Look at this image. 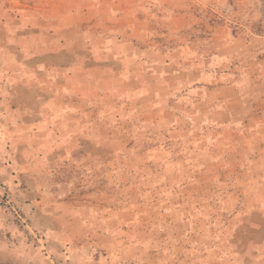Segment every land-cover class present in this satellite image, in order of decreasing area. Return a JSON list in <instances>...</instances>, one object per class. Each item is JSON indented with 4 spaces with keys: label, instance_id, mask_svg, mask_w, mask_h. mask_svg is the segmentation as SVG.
Segmentation results:
<instances>
[{
    "label": "rangeland",
    "instance_id": "rangeland-1",
    "mask_svg": "<svg viewBox=\"0 0 264 264\" xmlns=\"http://www.w3.org/2000/svg\"><path fill=\"white\" fill-rule=\"evenodd\" d=\"M22 7L70 11V66L30 63ZM0 19V259L264 264V0H0Z\"/></svg>",
    "mask_w": 264,
    "mask_h": 264
},
{
    "label": "crops",
    "instance_id": "crops-1",
    "mask_svg": "<svg viewBox=\"0 0 264 264\" xmlns=\"http://www.w3.org/2000/svg\"><path fill=\"white\" fill-rule=\"evenodd\" d=\"M2 6L6 10L11 8L7 4H3ZM17 9V12L15 13L16 16L20 15L19 18H16L19 21L18 23L21 24V31L20 33L15 32V36L21 39V46H23V49L21 50L29 48L33 51L41 53L40 56H43L42 58L31 59L30 63L37 66L40 65L42 61H46V63H48L49 58H52L53 63L51 65L53 66H70L71 62L68 59L65 60L63 58H56V52L59 48H63L69 52L70 45L67 44L68 39L65 35L68 34V30L70 29L71 20L67 15L70 11L63 10L62 15L55 18L50 17L49 15L42 16V14L38 12V15L40 16L33 18L31 15H34V12H32L31 8L22 7L21 10ZM1 18L4 17L2 16ZM30 18H32V20H30ZM54 24L56 26H54ZM1 27L5 29L6 34L13 33L8 31V22L6 18L2 20ZM41 65H50V63Z\"/></svg>",
    "mask_w": 264,
    "mask_h": 264
},
{
    "label": "trees",
    "instance_id": "trees-1",
    "mask_svg": "<svg viewBox=\"0 0 264 264\" xmlns=\"http://www.w3.org/2000/svg\"><path fill=\"white\" fill-rule=\"evenodd\" d=\"M0 264H11V263H9L8 261H4V260L0 259Z\"/></svg>",
    "mask_w": 264,
    "mask_h": 264
},
{
    "label": "built area",
    "instance_id": "built-area-1",
    "mask_svg": "<svg viewBox=\"0 0 264 264\" xmlns=\"http://www.w3.org/2000/svg\"><path fill=\"white\" fill-rule=\"evenodd\" d=\"M3 196V195H2ZM6 203H8V201H5Z\"/></svg>",
    "mask_w": 264,
    "mask_h": 264
}]
</instances>
